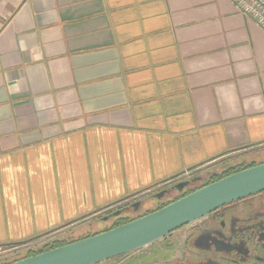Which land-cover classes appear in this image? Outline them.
I'll return each mask as SVG.
<instances>
[{
	"label": "crops",
	"instance_id": "obj_1",
	"mask_svg": "<svg viewBox=\"0 0 264 264\" xmlns=\"http://www.w3.org/2000/svg\"><path fill=\"white\" fill-rule=\"evenodd\" d=\"M258 148L264 31L229 0H0V246Z\"/></svg>",
	"mask_w": 264,
	"mask_h": 264
},
{
	"label": "flooded vegetation",
	"instance_id": "obj_2",
	"mask_svg": "<svg viewBox=\"0 0 264 264\" xmlns=\"http://www.w3.org/2000/svg\"><path fill=\"white\" fill-rule=\"evenodd\" d=\"M238 165L249 164L244 158L232 156L190 169L124 199L119 207H108L100 220L110 223L117 218L135 219L151 212L138 214L147 195L156 198L158 202L152 211L158 210L218 180L219 175L226 176ZM7 247L5 250L16 248L2 246L0 253ZM98 264H264V192L226 204L144 248Z\"/></svg>",
	"mask_w": 264,
	"mask_h": 264
},
{
	"label": "water",
	"instance_id": "obj_3",
	"mask_svg": "<svg viewBox=\"0 0 264 264\" xmlns=\"http://www.w3.org/2000/svg\"><path fill=\"white\" fill-rule=\"evenodd\" d=\"M261 192L264 163L228 175L114 229L11 264H98L144 248L226 204Z\"/></svg>",
	"mask_w": 264,
	"mask_h": 264
},
{
	"label": "rangeland",
	"instance_id": "obj_4",
	"mask_svg": "<svg viewBox=\"0 0 264 264\" xmlns=\"http://www.w3.org/2000/svg\"><path fill=\"white\" fill-rule=\"evenodd\" d=\"M244 158L247 164L255 163L256 165H258V164L264 163V148L255 149L253 153H251L250 155L249 154L246 155ZM238 162H241V160H239ZM157 202L158 201L153 195L145 196L143 198V204L140 207L138 214H143L145 212L152 211L153 208L156 206ZM107 225H108L107 222H104L100 220L99 217H96L90 220L89 222L84 223L82 226H78L77 228H75L74 232L71 233L68 237L70 238L71 236L72 238H78V237L84 236L92 232L100 231ZM48 239L50 238H44L43 240H40V241L27 243V245L25 246L12 248L10 250H5V249H8L9 247L4 248L3 251L4 250L5 251L0 253V260L5 257L11 258L14 256H18L19 254H24V252H26L29 248H32L33 246H36V245L37 246L42 245L44 244L43 241H47Z\"/></svg>",
	"mask_w": 264,
	"mask_h": 264
},
{
	"label": "trees",
	"instance_id": "obj_5",
	"mask_svg": "<svg viewBox=\"0 0 264 264\" xmlns=\"http://www.w3.org/2000/svg\"><path fill=\"white\" fill-rule=\"evenodd\" d=\"M255 165H256L255 163H251L249 165H244V166H241V165L234 166L233 168H231L229 170V173L226 174V176L231 175V174H233L235 172H239V171L244 170L246 168L255 166ZM226 176L221 174V175L218 176L219 177L218 180H220V179H222V178H224ZM218 180H215V181H218ZM207 185H209V184H205V185L199 187L198 189H200V188H202L204 186H207ZM147 190H149V188L148 189H145V190H143L141 192H144V191H147ZM194 191H195V189L192 190L191 193L194 192ZM108 207H110V206H108ZM108 207H106L105 209H107ZM105 209H101V210H105ZM151 212H153V211H151ZM148 213H150V212H148ZM148 213H146V214H148ZM146 214H144V215H146ZM144 215H142V216H144ZM139 217H141V216H138L137 218H139ZM83 218H85V217H83ZM132 220H134V219L123 218V217L117 218L113 222L108 223V225L105 226L102 230L97 231V232H92V233L86 234V235L81 236V237H78V238H72L71 236L69 238L68 236L71 234L70 233L68 235H65V236L61 237L62 239H55V240L47 241L43 245H41L39 247L34 246L32 248H29L26 252H24V254H19L18 256H15L12 259L7 258V257L6 258H3L0 261V264H11V263L16 262V261H19L21 259H25L27 257H31V256L38 255V254H40L42 252L49 251V250H52V249H55V248H58V247H61V246H64V245H67V244H70V243L79 241V240H82L84 238H87V237H90V236H93V235H96V234H99V233H102V232H105V231L114 229V228H116L118 226H121L123 224H126V223H128V222H130ZM33 240H36V239H33ZM33 240H31V241H33Z\"/></svg>",
	"mask_w": 264,
	"mask_h": 264
},
{
	"label": "built area",
	"instance_id": "obj_6",
	"mask_svg": "<svg viewBox=\"0 0 264 264\" xmlns=\"http://www.w3.org/2000/svg\"><path fill=\"white\" fill-rule=\"evenodd\" d=\"M245 18L264 31V0H229Z\"/></svg>",
	"mask_w": 264,
	"mask_h": 264
}]
</instances>
